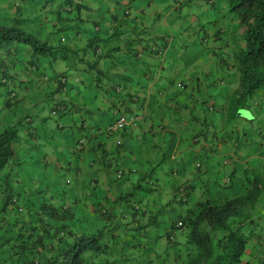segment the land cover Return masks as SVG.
I'll use <instances>...</instances> for the list:
<instances>
[{
    "label": "crops",
    "instance_id": "obj_1",
    "mask_svg": "<svg viewBox=\"0 0 264 264\" xmlns=\"http://www.w3.org/2000/svg\"><path fill=\"white\" fill-rule=\"evenodd\" d=\"M84 2L86 7L82 10V19L85 20L82 23L72 22L66 33L53 37L55 45L64 43L73 51L84 50L88 41L92 40L93 44H90V50L86 51L83 58H77V54L72 53L70 58L61 62L63 66L59 63L54 65V72L49 64L43 62L35 64L37 68L34 70L25 69L23 63L17 60L14 64L10 63L13 64L10 72L18 77L13 83L10 82L19 101L13 109L19 108V119L25 116L31 119L25 120V128L20 132L16 154L20 164L15 166L13 174L19 181L11 183L21 191L20 201L23 203H18V206L22 211L23 205L26 206L31 201L37 202L40 196L39 187L36 185L39 184V176L27 177L26 161L32 156L39 158L38 168L51 167L49 179L54 181V177H58L59 181L53 191L59 199L62 191L67 194L63 198L69 207L71 206L73 222H80L85 227L90 222L100 223L96 217H91L99 215L94 209L111 211L115 197L128 193L132 184L142 176H147L145 183H155L154 189L165 190L173 196L178 186L186 185L191 194L186 203H191L195 194L202 192L205 182L218 178L217 174L227 165L231 167L232 174L228 177L225 170L222 171V180L225 183H229L233 176H238L237 181L243 183L244 178L254 172L262 174L264 179L263 93L258 94L263 99L257 104V108L253 105L246 108V118L234 116L227 119L226 123L231 126L227 135L219 138L216 133L224 129L222 111L228 103V92L234 87L230 79H237L232 76V71L229 75H222L221 72L212 71L210 68L213 61L210 65L209 61H201L200 63L203 62L206 66L204 69L200 67L199 73H188L186 80H175L174 86L171 75L175 73L173 68L178 66L176 62L182 53L181 46L178 45L182 44V41H174L168 37L170 26L167 20L160 28L148 24L160 17L162 6L152 1H145L143 4L140 0ZM174 2V10L184 15L180 20L197 23L198 19H201L199 16L203 8L192 14L189 13L191 10L187 11V0ZM126 12L128 13L125 14ZM74 15L75 12L69 15V18H74ZM187 22L179 23L176 29L180 24L185 25ZM58 23L60 27L69 25L61 20ZM49 28V24L45 23L44 31ZM208 33L209 35L207 32L202 35L199 47L203 50L207 44L205 49L215 55L220 47L224 46L227 58L230 59L233 56L231 50L234 51L237 44L234 40L235 33L230 35L229 42L225 41V37L212 39L213 34L209 30ZM45 34L42 32L41 36L45 37ZM157 45L163 46L162 53L145 51L147 46ZM96 47L105 54L99 61L97 56H93ZM114 49L119 50L114 53ZM202 70L213 82V87L204 88L195 83L198 75L202 76ZM54 73L56 77L59 74L67 76L66 88L63 89V84L58 79L55 81V77L51 80L44 79L45 76L53 77ZM34 77L44 83H33ZM187 84L190 86L189 90ZM181 85L184 89L180 88ZM5 88L0 86V110L14 113L6 107L8 96L6 92L1 91ZM172 99L175 101L171 102ZM202 101L205 102L204 105ZM56 107L68 109V112L61 118L51 116L50 111ZM120 115L137 116V125L108 132L110 122ZM237 119L241 120L237 122ZM10 122L7 118L0 123V127ZM238 129H244L245 132L235 133ZM188 132L189 136L186 135ZM80 134H84L85 138L75 153L72 146L76 145ZM211 134L213 136H210ZM255 135H259V138ZM166 141L170 142L169 147L164 145ZM151 152L154 154L151 155ZM155 154L157 158L153 157ZM189 155L198 157L201 162H191ZM138 160L140 163H137ZM136 165L140 168H136ZM84 166L91 171L85 174ZM67 170L73 179L69 182V179L59 180ZM107 171H113L114 182L106 178ZM119 171L121 175L118 174ZM155 172L158 174L157 178L153 177ZM175 176L181 177V183H172ZM63 182L67 184L68 192L63 189ZM1 187L3 188V185L0 186V199ZM48 187L51 189L52 185ZM59 187L61 189H58ZM228 187L229 195H235L244 190V183L241 187ZM33 190L36 192L33 193ZM260 192L253 208L256 212L253 218L258 223L254 227L257 238L249 240L242 257L244 261L241 260L240 264H252L255 260L261 264L264 262V197L261 199L264 189ZM49 196L52 197L51 194ZM136 205L145 212L143 216L136 217L140 224L147 222L149 213L157 214L161 209L156 207L155 203L154 206L149 203L147 206L140 203ZM128 206H118L122 209L117 211L125 215L130 210ZM20 214V221H27V216L22 212ZM159 219L157 218V221ZM175 221L177 218L170 223V228ZM151 224L152 222L139 237L141 244L151 250L147 253L149 261L157 258L161 249H165L169 242L151 231V227L155 226ZM176 250V247L169 248L172 252Z\"/></svg>",
    "mask_w": 264,
    "mask_h": 264
},
{
    "label": "trees",
    "instance_id": "obj_2",
    "mask_svg": "<svg viewBox=\"0 0 264 264\" xmlns=\"http://www.w3.org/2000/svg\"><path fill=\"white\" fill-rule=\"evenodd\" d=\"M14 1L12 7L6 8L0 0V86L6 87L8 109L19 102L12 85L18 77L9 70L16 60L28 70L36 69L35 64L39 62L49 64L53 69L56 63L64 62L72 53L77 54V58H83L93 44L88 39L84 50L73 51L64 43L55 45L53 42V37L66 33L72 22L82 23L85 20L82 19V10L86 7L84 0ZM36 7L39 8L36 10ZM186 8L192 14L203 8L198 21L205 26L208 35V30L213 34L212 39L225 37V41L229 42L226 31L236 29L235 34L232 33L237 41L233 56L230 59L226 56L221 62L223 75L232 71V76L237 77V87L227 96L228 103L222 112L227 119L236 117L238 110L252 106L256 96H260L258 94L263 93L264 97V0H187ZM210 11L213 17L209 21L204 13ZM74 12V18H69ZM37 18L38 28L35 31L21 26L37 22ZM59 20L69 25L60 27ZM45 23L49 24L48 31L43 29ZM42 32L46 33L45 37L41 36ZM151 49L156 53L164 50L159 45L151 46ZM93 53L97 61L105 55L97 47ZM55 74L44 79L55 77V81L58 79L63 84L62 88H66L67 76L59 74L56 77ZM75 80L78 81V78ZM203 101L202 105L205 104ZM261 101L253 102V107L257 108ZM67 110L56 107L50 113L61 118ZM132 118L136 120V126L138 117ZM25 120L31 119L26 116L17 120L13 118L0 127V186L3 185L0 199V264H240L249 240L257 238L254 227L258 223L253 218L256 213L253 208L260 190L264 189V179L256 172L251 180L244 178L243 191L227 195L224 201L220 197L212 198L211 191L215 190L210 183L207 184L208 181L205 182L207 185L202 186L203 193L199 194L205 196L203 201L195 196L192 207H187L178 215L170 231L166 232L168 245L153 261L145 257L148 248L141 244L139 237L151 222L155 225L160 211L149 213L147 222L140 224L136 217L143 216L145 212L136 205L138 200L133 201L136 190H155V183L144 182L147 176L136 180L128 193L115 197L111 211L94 209L101 217L100 223L90 222L86 227L80 222H73V214L65 206L67 201L57 207L49 206L40 195L37 202L23 205L22 211L18 206V203H23L20 201L21 191L11 183L19 181L13 174L15 166L20 164L16 154ZM78 136L85 138L84 134ZM176 192L175 195L179 194V187ZM175 195L174 200L186 203L191 194L186 187L183 190L184 199H177ZM123 204L129 205V214L116 210ZM8 207L13 209L12 213H6ZM20 212L27 216V221H20ZM173 229L179 230L183 242L176 241L170 234ZM170 247L177 250L169 251Z\"/></svg>",
    "mask_w": 264,
    "mask_h": 264
},
{
    "label": "rangeland",
    "instance_id": "obj_3",
    "mask_svg": "<svg viewBox=\"0 0 264 264\" xmlns=\"http://www.w3.org/2000/svg\"><path fill=\"white\" fill-rule=\"evenodd\" d=\"M43 0H40V2ZM143 4L145 3V1L149 2H153L154 4H158L160 6H162V10L163 12L160 13V17L153 19V21H151L150 24L152 27L154 25H157L158 28L162 27V24L165 22V20H167V22H169V31L167 33L168 37L173 39L174 41H182V44H179L178 46H181V54L176 62V65L173 68V71H175V73H173L171 75L172 77V81H173V85L175 86V80L177 79H187V74L188 73H192V72H196L199 73L200 71V67H202V69H204L206 66L202 63H200L201 61H209L208 65H210V63L213 61V66H210V68L216 71H219L222 73H224V67L221 64V62L223 61V59H225V57L227 56V52L225 51V49H219L218 53L213 55L212 53H210L211 51L205 49V47H207V44L204 46V49L202 50V47H199V43L202 40V35L205 33V30H207L205 28V26L198 21L197 23H190L187 22L185 20H180V17H184L182 12H177L174 10V6H175V2L174 1H178V0H140ZM223 1V0H221ZM3 5L6 8H10L12 7V4L15 3L14 0H2ZM151 5V4H150ZM39 7H36V10ZM182 10V8H181ZM206 19H208L209 21L212 20V12H205L204 13ZM152 18V17H149ZM187 22L185 25L180 24L179 27L176 29V26L179 23H184ZM147 24V25H148ZM23 28L27 27L30 28V30L35 31L36 28H38V19L37 22L34 21L31 23H23L21 25ZM138 29H140L139 27H137ZM157 28V29H158ZM141 30V29H140ZM157 31V30H156ZM236 29H228L225 33V36L230 37V35L232 33H235ZM143 33V32H142ZM208 39L206 40L207 43ZM171 42V41H170ZM235 47V46H234ZM233 48V47H232ZM231 48V49H232ZM171 53V49L169 50ZM168 51V52H169ZM231 52L233 53V50H231ZM178 53V52H177ZM80 54V52H79ZM209 57V58H208ZM59 64L62 65L61 62H58ZM206 71V69L204 70ZM177 72V73H176ZM199 78L195 81V83L200 84V86H203L204 88H211L213 87V82H211L210 78L204 75V72L202 70V76L201 74L198 75ZM191 77V76H189ZM33 83H37V82H42L39 80V78L34 77L33 79ZM230 81L232 82V85L234 86L229 92L228 95L229 96L233 89L236 88V81L235 79L232 77V80L230 79ZM186 82V81H184ZM44 83V82H42ZM34 85V84H33ZM35 86V85H34ZM2 88V87H1ZM190 86L187 84V90H189ZM184 89V88H183ZM1 91H3L5 93V89H1ZM2 92V93H3ZM223 94H227L224 91H221ZM118 99V98H117ZM175 99H172L171 102H174ZM4 105H1V107H3ZM19 109V108H18ZM18 109H13L11 108V111L14 113H10L4 110H0V123L10 119L13 120V118H15V120H17L20 116V112L18 111ZM198 109V106H197ZM200 111V110H199ZM217 116V115H216ZM211 117V116H210ZM240 118H244V117H240ZM222 120L224 123V129L221 130L219 133H216L219 135V138H221L223 135H227L228 133V129L230 128L231 124L226 123L227 121V116L226 114L222 115ZM241 119H237V122H239ZM115 120H113L112 122H110V125L114 123ZM109 125V126H110ZM194 126V125H193ZM216 126V125H215ZM132 126H124L122 127L120 130L122 129H127V128H131ZM184 132V131H183ZM244 129H238L237 131H235V133H244ZM186 135H190V132H188ZM210 136H213V134H211ZM258 136L259 135H255ZM217 138V137H216ZM189 140V139H188ZM191 140V139H190ZM164 145H167V147L170 146V142L166 141V143ZM183 153V152H182ZM181 153V154H182ZM154 153L151 152V155H153ZM179 154L177 153V156ZM185 156V155H183ZM189 159L191 162L197 160L199 162H201V159H199L198 157H194L192 155H189ZM154 158H157L156 154L153 156ZM188 157V156H187ZM39 161L38 157H31L28 161H26V166L28 167L27 169V177L34 175V177H38L39 176V184H36L37 187H39V193L41 196V199H44V201L46 203L49 204V206H54L57 207L59 206V203H64L65 199L63 197H65L67 194L64 193V191H62L61 194V199H59L56 195V193L53 191V188L57 187L58 185L56 183H59L58 177H54L56 180L51 181L49 179L50 176V172H51V167L49 169V167H39V165H37V162ZM80 163V162H79ZM137 163H140V161L138 160ZM140 165V164H139ZM136 165V168H140V166ZM64 169H67L66 167H64ZM85 169V174L89 173L91 170H89L88 168H86L84 166ZM135 170V169H134ZM223 170H225V174L229 177V175L232 174V169L229 165L223 167L222 170H220V172L217 174V177L219 178H215V180L213 181H208L207 184H211V186L214 188L215 191H211V195L212 198H217L220 197L221 200H225L226 196L230 194V191L228 192L227 189L229 188L228 186H234V187H241L243 186L242 182L237 181L238 176H233L230 178V182L229 183H225L224 180H222V176L223 175ZM159 171V169H158ZM105 172V171H103ZM112 173H109V171H107L106 174V178L109 180H111L112 182H114V173L113 171H111ZM70 173L68 172V170L66 172H64L60 177L59 180L62 178L64 181L66 179L68 182L70 181V179L72 180L73 178L69 175ZM219 175V176H218ZM221 176V177H220ZM135 179H137L135 176H132ZM154 178L158 177L157 172H155V175L153 174ZM209 177V176H208ZM207 177V178H208ZM253 177V174L249 175V180H251ZM79 178V177H78ZM14 179V178H13ZM209 179V178H208ZM243 179V178H242ZM152 180V179H151ZM153 181V180H152ZM53 182V183H52ZM61 182V181H60ZM172 183L176 184V183H181V177L179 176H175L172 178ZM170 185V183H168ZM206 183H204L202 186H206ZM48 185H52L51 189H49ZM62 187L65 191L68 192V186L67 184H65L64 182L62 183ZM72 187V184L70 185ZM226 187V188H225ZM58 189H61V187H59ZM176 193V191H175ZM52 195V199H49V195ZM198 194H201V192L199 191L197 194H195L196 196H199ZM177 199H181V195L180 194H176L175 195ZM203 197L205 196H199V200L203 201ZM264 197V195H261V199ZM139 201L140 204H143L145 206L148 205V203L152 206L159 207L160 212H159V220L155 221V226L151 227V231H153L156 235H159L160 238L165 239V234L166 232H168L170 230V223L175 220L177 218V216L179 214H182L184 212V210L188 207H192V203H180L176 200H174V196L172 193H168L165 190H144V189H140L139 191L136 190V195L134 196L133 201ZM66 209L69 208L71 210V206L69 207L68 204H65ZM51 208V207H50ZM122 207H117L116 210H121ZM12 210L10 207L7 208L6 213H12ZM6 215V214H5ZM91 217H96L98 220H101V217L99 215H92ZM264 224V222H263ZM170 234L173 235L174 239L178 242H183V237L181 236L179 230L177 229H173V232H170ZM158 246V245H157ZM159 248V247H156ZM161 249V248H160ZM164 250V249H163ZM163 250L161 249V251L163 252ZM151 250L148 248V252H150ZM147 253L145 255V257L147 256ZM262 256H264V253L262 254ZM242 261H244V259H242ZM252 264H261L258 261H252Z\"/></svg>",
    "mask_w": 264,
    "mask_h": 264
},
{
    "label": "built area",
    "instance_id": "obj_4",
    "mask_svg": "<svg viewBox=\"0 0 264 264\" xmlns=\"http://www.w3.org/2000/svg\"><path fill=\"white\" fill-rule=\"evenodd\" d=\"M136 124V120L132 117H127V116H119L113 124H111L110 126L107 127V131L108 132H112L115 131L117 129H121L124 126H134ZM82 142V140L80 139L78 141V144L76 146V149L79 147L80 143ZM118 174H122L121 171L118 172ZM185 189V187H180L179 188V194L181 195V198L184 199L183 196V190Z\"/></svg>",
    "mask_w": 264,
    "mask_h": 264
},
{
    "label": "clouds",
    "instance_id": "obj_5",
    "mask_svg": "<svg viewBox=\"0 0 264 264\" xmlns=\"http://www.w3.org/2000/svg\"><path fill=\"white\" fill-rule=\"evenodd\" d=\"M127 13H128V12H126L125 14H127ZM147 50H152V49H151V46H147ZM141 53H142V51L139 52L138 55H140ZM183 88H184V87H183ZM263 98H264V97H263ZM263 98L260 97V96H256V98H255V100H254L253 102H255V101H257V100H262ZM253 102H252V105H253ZM241 110H246V109H243V108H242V109L238 110V112L236 113L238 117H241V116L244 117L243 115H239V114H238ZM246 111H247V110H246ZM246 116H247V115H246ZM244 118H245V117H244ZM80 139L82 140V142L80 143V145H81V144L83 143L84 140H83L82 138H80ZM80 139H78V141H79ZM78 141H77L76 145L73 144V146H72V150H73V151H77V150L79 149L80 145H79V147L76 149V146H77V144H78ZM196 166H198V165H196ZM178 187H179V188H180V187H185V188H186V185H180V186H178ZM176 193H177V192H176Z\"/></svg>",
    "mask_w": 264,
    "mask_h": 264
},
{
    "label": "water",
    "instance_id": "obj_6",
    "mask_svg": "<svg viewBox=\"0 0 264 264\" xmlns=\"http://www.w3.org/2000/svg\"><path fill=\"white\" fill-rule=\"evenodd\" d=\"M238 114L239 115H247V111L246 110H241Z\"/></svg>",
    "mask_w": 264,
    "mask_h": 264
}]
</instances>
